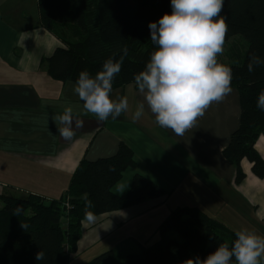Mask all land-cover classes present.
Returning <instances> with one entry per match:
<instances>
[{
  "label": "crops",
  "instance_id": "crops-1",
  "mask_svg": "<svg viewBox=\"0 0 264 264\" xmlns=\"http://www.w3.org/2000/svg\"><path fill=\"white\" fill-rule=\"evenodd\" d=\"M60 37L41 27L38 0H0V197L19 192L59 199L82 159L111 157L123 143L133 151L135 165L122 173L112 192L126 194L138 174L167 197L98 216L93 223L84 221L69 260L117 233H122L117 244L139 248L164 215L183 207H195L233 232L247 228L264 236V177H256L243 159L239 166L244 177L235 183L234 166L223 155L239 126L237 90L206 109L183 137L158 126L147 107L133 120L143 99L133 85L112 91L114 98L127 97L128 111L101 122L84 112L73 92L75 83L53 80L41 62L58 48ZM68 106L74 123L83 122L74 128L72 141L62 139L58 122L52 120ZM254 148L264 160V135ZM108 251L115 255L113 248Z\"/></svg>",
  "mask_w": 264,
  "mask_h": 264
},
{
  "label": "trees",
  "instance_id": "trees-1",
  "mask_svg": "<svg viewBox=\"0 0 264 264\" xmlns=\"http://www.w3.org/2000/svg\"><path fill=\"white\" fill-rule=\"evenodd\" d=\"M38 9L42 28L55 35L59 28L71 38L58 35L64 46L41 61L50 78L59 83H75L83 70L95 76L113 53H117L118 60L120 50H127L112 91L127 85L137 88L134 75L144 69L150 53L157 48L148 25L172 12L171 0H38ZM221 15L227 24L225 41L241 35L248 43L240 65L225 64L232 69L231 87L239 94L240 120L223 155L234 166V181L239 183L244 177L239 166L243 159L251 163L256 177H264V160L254 148L256 140L264 135V111L256 107L258 93L264 90V65L251 73L247 70L252 53L264 57V0H225ZM134 165L133 151L121 143L111 157L92 162L82 159L59 199L1 196L0 264H69L85 221V193L91 202L89 210L96 217L165 199L162 188L138 174L126 194L112 192L122 173ZM67 202L69 209L65 207ZM155 232L159 241L150 246L138 245L140 251L128 253L120 264H182L195 257L203 259L219 244L231 245L235 239V232L195 207L174 209ZM171 232L181 241L169 239ZM41 250L44 259L36 261V253ZM112 257V251H108L86 264H109Z\"/></svg>",
  "mask_w": 264,
  "mask_h": 264
},
{
  "label": "clouds",
  "instance_id": "clouds-1",
  "mask_svg": "<svg viewBox=\"0 0 264 264\" xmlns=\"http://www.w3.org/2000/svg\"><path fill=\"white\" fill-rule=\"evenodd\" d=\"M225 0H171V14L165 13L157 22H150L151 41L157 46L150 59L138 74L135 85L143 99L137 103L133 120L151 112L156 124L171 130L178 137L195 127L197 119L204 115L213 103L222 101L233 89L232 69L218 61L224 52L227 33L225 17L221 15ZM127 50H120L106 59L101 70L92 76L87 70L79 73L73 92L82 101L85 113L101 122L115 120L129 108L126 96H112L113 81L120 73ZM264 65V57L252 53L247 62L248 72ZM256 107L264 111V90L259 91ZM52 120L59 135L65 141L76 136L74 128L83 127L82 121H73V110L65 107L63 114ZM84 220L95 222L87 193ZM17 212L20 211L18 206ZM262 264L264 236L247 228L235 232L231 245L221 243L205 258L187 259L182 264ZM44 259L43 251L35 256Z\"/></svg>",
  "mask_w": 264,
  "mask_h": 264
},
{
  "label": "rangeland",
  "instance_id": "rangeland-1",
  "mask_svg": "<svg viewBox=\"0 0 264 264\" xmlns=\"http://www.w3.org/2000/svg\"><path fill=\"white\" fill-rule=\"evenodd\" d=\"M57 33L58 35H63L64 36L63 38L67 40L71 39L68 33L62 34V31L59 28ZM57 45H58L57 47L64 46V44L59 41L57 42ZM223 47H224V52L222 55L218 56V61L222 64L238 66L242 63L243 58L247 52L248 43L241 35H235L231 37L229 40L225 41ZM12 195L17 196L19 198H24L25 196H27L19 192L14 193ZM1 207H2V203L0 201V208ZM168 214L169 213H167L164 216H167ZM82 232H84V229H82ZM121 234L117 233L115 236L111 235L107 237L103 242H101L98 246L96 244L92 246L90 249L86 247L87 248L86 251L81 249L78 252L79 254L77 255V257L76 258L73 257L71 260H69L70 261L69 263L85 264L91 261L94 257L100 255L101 253L106 252L108 249L111 248H113L115 255H113L112 260L109 261V264L122 263L128 253H137L140 251V249L137 246H134V244H131L129 245L130 247H125V248H123L121 244H117V242L122 239ZM148 234L151 237L148 239L146 243L143 244L145 246L150 245L159 237L154 230L149 231ZM168 237H170V239L181 241L179 236L174 232L169 233ZM262 264H264V262H262Z\"/></svg>",
  "mask_w": 264,
  "mask_h": 264
},
{
  "label": "built area",
  "instance_id": "built-area-1",
  "mask_svg": "<svg viewBox=\"0 0 264 264\" xmlns=\"http://www.w3.org/2000/svg\"><path fill=\"white\" fill-rule=\"evenodd\" d=\"M65 207H66L67 209H69V208H70V205L68 204V202H67V203H65Z\"/></svg>",
  "mask_w": 264,
  "mask_h": 264
}]
</instances>
